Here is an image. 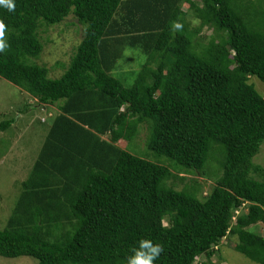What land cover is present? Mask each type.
I'll use <instances>...</instances> for the list:
<instances>
[{"label": "trees", "instance_id": "obj_1", "mask_svg": "<svg viewBox=\"0 0 264 264\" xmlns=\"http://www.w3.org/2000/svg\"><path fill=\"white\" fill-rule=\"evenodd\" d=\"M12 2L0 5V78L35 101L22 111L55 105L58 114L0 230V256L129 264L149 241L162 248L152 264H194L233 236L234 251L264 264V168L252 161L264 144V96L248 82L264 84V0ZM70 13L82 39L52 79L34 62L41 31ZM127 50L145 55L129 87L114 76ZM16 121L0 119V131ZM142 127L174 172L119 146ZM214 147L221 173L205 195L198 180L167 184L181 173L207 178Z\"/></svg>", "mask_w": 264, "mask_h": 264}, {"label": "rangeland", "instance_id": "obj_2", "mask_svg": "<svg viewBox=\"0 0 264 264\" xmlns=\"http://www.w3.org/2000/svg\"><path fill=\"white\" fill-rule=\"evenodd\" d=\"M73 22L72 24H69ZM83 27L75 23L74 16L70 13L63 22L50 26L49 31H41V43L43 53L34 60L40 66H45L49 70V77L60 78L68 69L73 55L77 52V47L82 39ZM43 30V29H42ZM211 31L204 28L201 36H209ZM145 62V55L140 51L127 50L124 58L119 62V70L114 76L121 78L124 85L129 87L133 84L136 71ZM248 82L254 85V89L264 96V84L256 77H250ZM28 94L18 87L0 78V119H16V123L6 131H0V230L13 212L21 195V183L25 181L38 156V152L44 141L51 118L48 117L41 106L28 107L22 111L28 102ZM30 104L35 101L30 99ZM47 122H44L46 121ZM147 130L140 129L138 136L133 140L121 141L124 150L131 154L167 167L171 172L175 171L174 162L163 155H157L147 148ZM253 163L264 168V144L260 151L252 159ZM220 156L214 147L211 157L206 163L205 169L208 177L203 179L200 175L194 176L191 173H181L176 178L168 181V185L175 189L189 188L193 180H198L204 185L203 195L210 190L216 179L220 176L219 169ZM166 225V222L164 223ZM254 230V228H250ZM264 235V227L259 228ZM236 237L228 236L222 241L216 253L210 261L204 257H199L194 264H256L249 261L243 255L234 251L233 246ZM0 264H37V260L31 257L6 258L0 256Z\"/></svg>", "mask_w": 264, "mask_h": 264}, {"label": "clouds", "instance_id": "obj_3", "mask_svg": "<svg viewBox=\"0 0 264 264\" xmlns=\"http://www.w3.org/2000/svg\"><path fill=\"white\" fill-rule=\"evenodd\" d=\"M0 5H5L10 11L14 10L15 8V5L12 2V0H0ZM176 27L179 28L180 25L177 24ZM4 29H5V25L3 24L2 21H0V51H3L4 48L6 47V44L3 40ZM143 248H150L152 254L146 255L142 251ZM160 251H162V248L159 245L153 247L151 242L142 241L141 250L136 252V255L130 259L129 264H152V260L154 259V256L157 255Z\"/></svg>", "mask_w": 264, "mask_h": 264}, {"label": "crops", "instance_id": "obj_4", "mask_svg": "<svg viewBox=\"0 0 264 264\" xmlns=\"http://www.w3.org/2000/svg\"><path fill=\"white\" fill-rule=\"evenodd\" d=\"M120 13H121V8H120ZM118 21L121 22V18L119 16L118 18ZM75 23H77V21L75 20ZM30 99L28 98V102L27 104L29 105L30 104ZM41 106V105H40ZM37 108V106H35ZM40 110H43L44 113H46L48 115V117L52 118L55 114H58V110H57V107L55 105L53 106H48V105H44V106H41L40 108H38ZM44 122H47L44 121ZM21 193H22V190H21Z\"/></svg>", "mask_w": 264, "mask_h": 264}]
</instances>
